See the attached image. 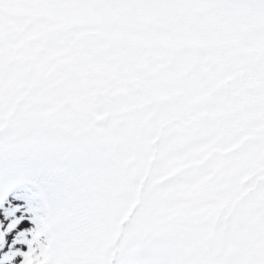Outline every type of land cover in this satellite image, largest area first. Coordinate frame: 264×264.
Here are the masks:
<instances>
[{"label": "snow or ice", "instance_id": "snow-or-ice-1", "mask_svg": "<svg viewBox=\"0 0 264 264\" xmlns=\"http://www.w3.org/2000/svg\"><path fill=\"white\" fill-rule=\"evenodd\" d=\"M0 264H264V0H0Z\"/></svg>", "mask_w": 264, "mask_h": 264}]
</instances>
